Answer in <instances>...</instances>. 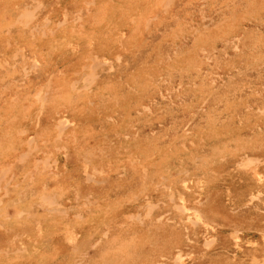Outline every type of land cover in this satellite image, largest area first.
I'll return each mask as SVG.
<instances>
[{"label":"rangeland","instance_id":"obj_1","mask_svg":"<svg viewBox=\"0 0 264 264\" xmlns=\"http://www.w3.org/2000/svg\"><path fill=\"white\" fill-rule=\"evenodd\" d=\"M83 1L45 2L50 27L62 21L65 12L72 16ZM93 1L91 15L84 16L89 33L86 29L83 34L74 31L77 26L70 19L55 38L37 33L32 39L13 22H9L10 33L0 32V61L7 60L16 70L10 77L8 66H0V163L6 160L12 164L11 174L27 183L25 170L39 161L36 179H46V193L67 209V215H60L42 212L39 207L37 212L51 220L43 223L45 235L38 240L32 223L26 225L21 220L19 227L7 222L8 231L0 232L3 247L7 250L9 235L25 230L30 233L21 234L27 255L1 254L0 264L142 263L150 258L153 244L164 236L186 235V231L170 224L159 225L157 231L153 224L140 227L131 216L142 201L133 200V195L143 188L146 172V193L159 197L166 193L157 187L161 176L169 171L170 177L177 179L181 168L188 169L191 178L212 177L214 183L205 193L213 196L210 212L223 230L217 249L204 254V233L190 229L192 239L186 243L192 261L250 264L256 257L263 262L264 178L259 183L261 201L242 206L240 199L258 184L248 166L239 168L238 163L246 155L264 157V0H174L166 12L160 7L164 0H141L133 8L127 0ZM18 2L0 0V26L7 16L1 11H12ZM38 20L42 26L44 18ZM7 38L12 46L22 49L26 62L35 54L41 63L27 82L21 80V64L12 62L13 55L5 49ZM90 49L104 61L113 62L112 68L104 64L89 91L82 90L81 81L80 91L73 92L66 86L68 78L88 61ZM48 78L54 80L59 111L65 110L74 124L69 135L59 141L45 135L53 129L47 122L49 115H55L53 109L41 115L40 128H34L39 106L34 101L35 89ZM30 138L36 139L38 148L24 161L17 160L19 152L27 150ZM255 165L264 172L263 162ZM94 169L104 173L94 174ZM50 171L56 172L55 180ZM87 175L95 181L87 180ZM28 191L24 201L41 203L42 190L37 184ZM19 196L12 193L4 213L13 214ZM43 207L48 206L44 203ZM70 227L84 255L75 253L64 240L63 230ZM106 227L109 240L92 247ZM234 227L242 230L237 244L230 236ZM94 230L97 238L90 241L89 233ZM135 230L139 242L133 246ZM112 240L124 245L128 253L114 252ZM34 244L39 246L33 249ZM106 254L104 263L101 256Z\"/></svg>","mask_w":264,"mask_h":264},{"label":"bare ground","instance_id":"obj_2","mask_svg":"<svg viewBox=\"0 0 264 264\" xmlns=\"http://www.w3.org/2000/svg\"><path fill=\"white\" fill-rule=\"evenodd\" d=\"M13 1L16 2L17 0H13ZM18 1L19 2L17 4L15 3L14 7L12 8V11H10V8H6V9L4 8L1 11L4 17L5 15H7L6 16L7 21L5 19H4L5 22L2 21L0 26V32H4V33L6 32L7 34L10 33L11 26L9 22H13V24L20 27V29L23 27L24 28L23 31H28L29 36L32 39L36 37L37 33L42 34L44 37L49 36L55 38L60 28L64 27L65 25H69V19L74 25L77 26L74 27V31L77 30L79 31L80 34H83V32L86 29L84 16L87 13L90 16L93 7L95 5V2L93 0L83 1L81 4L78 5L80 6V8H78V6L76 7L74 14L72 16H70L68 12H65L62 21L56 23V26L54 28H51L50 26L52 25V22L50 21V18L47 15L48 13L47 5L45 4V2H47L48 0H18ZM140 1L141 0H127L126 2L129 7L133 8V6L137 7L136 5L140 4L139 3ZM173 1L174 0H164L160 4L162 11L164 10L166 12V9L169 10L171 4L174 3ZM134 9L138 10L137 8ZM14 14L17 15L16 18L14 17L15 16ZM40 14L44 18L43 22H41L42 26H40L38 20V18L41 17ZM11 17L13 18L11 19ZM9 19H11V21H8ZM155 19H149L148 21L152 22ZM46 30H48L49 33H47ZM5 42H6L5 44L6 51L13 55L12 62H19L21 64V70H22L21 80L27 82L31 76L29 74L33 72L35 74L39 70V67H41V63L38 57L35 56V54H33V56L29 58L30 61L27 59L28 62H26L25 53L22 51V49H20V47L17 44L12 46L13 42L9 38H7ZM90 50L91 51L86 57L88 61L83 63L80 67L76 68L75 71L68 78L66 86L67 85L70 86L73 92L78 93V91H80L79 84L81 83V81L84 82V87L82 90L89 91L90 88L96 83V79L98 76L97 71L100 68L104 69L103 68L104 64L112 68L113 62L104 61L98 55H96L93 49ZM0 66L1 67L8 66L6 67L7 70L6 74L12 71L9 76L14 77L11 75H14L16 70L10 62H7V60L3 59L2 61H0ZM10 67L12 68V70L10 69ZM88 69H89V73H86ZM53 82L54 80L52 78H48L45 84L41 85V87L38 90L35 89L34 101L35 103H38L39 106L36 113V125L34 126V128L35 127L36 129L40 128L39 125L41 124V119H40L41 115H44L45 113L47 114L46 111L48 110L52 111L53 109L52 113L55 115L54 116L49 115L47 120L49 126L51 127L53 126V129L52 131L49 130L50 133L46 132L45 135H47L48 138L54 137V141H59L61 139H64V137L66 138L69 135V131L73 129L74 124L72 123V121L68 120V115L64 114L66 113L65 110L59 111V108L57 107L59 98L57 97V93H56L57 91H55L56 87L53 85ZM22 132H25V129H22ZM53 132L54 135H52ZM72 134L74 137L75 133ZM26 145L28 147L27 150L24 152H19L20 155L16 158L17 160L24 161V158L28 156V154L32 150L37 149L39 146L38 142L34 138H30L29 140H27ZM256 162H260V163L263 162L264 164V157L259 158V157H250L246 155L243 156L241 161L238 163L239 168L242 166L245 167L248 166L250 172L253 174L252 175L253 179L256 180L258 184L254 188H251L249 192L245 196H243L242 199H240V202L244 203L242 206L259 203L263 196L262 185H259V183H261L262 178H264V172L262 173L260 172V169L257 168V166L255 165ZM38 163L40 162L39 161L37 162L36 160L33 163L34 166L31 170L29 171L25 170L26 176L27 177L29 176L28 182L25 183V181L24 182L18 181V179H16L17 178L16 175L11 174V171L13 169L12 164L7 163L6 160L1 161L0 219L2 217L3 219L2 221H0V232L1 229L5 230L6 232L8 231V227L10 228V225L7 222L12 221L13 223L17 224V226L20 227V222L21 220H23V222L26 223V225L30 223L33 224L32 227H34V230L32 231V233L34 234V237H36V240H38L40 238H43L45 235L43 223L47 219L51 220L49 216L46 217L45 213L41 214L40 211H39L40 213L37 212L39 207L42 206L41 207L43 209L42 212L47 210L48 213L53 212L60 215H67V209L63 207L61 203L57 202L55 196L46 193V191L48 190L47 187L49 182L46 179L42 181L40 179L39 180L36 179L35 175L39 171ZM46 163L47 160L44 162V164ZM93 173L97 175H102L104 172L102 170L94 169ZM49 175H51L52 180H55V178H53V176H56L55 171H50ZM87 176H88L87 180L95 181L92 175H87ZM170 176L171 173L169 171L167 172V174H163L161 176V180L157 184V187H161L162 191L166 190L164 191L166 193H162L159 197L157 196L156 198H154L151 197L150 193L149 194L146 193V189H147L146 187L148 184L147 181L144 180L146 178V172L144 173L142 178L143 188L139 192L140 196L139 193L133 195V200L136 201L141 200L142 203L139 202L140 206L136 211L137 213L133 214V216L131 217H133L134 221H137L140 227H144L146 224L148 227L150 226V224L151 225L153 224V226L156 228L154 229L155 231L160 230L159 225H164V224L166 226L170 224L174 227L175 226L181 228L184 227L185 228L184 230L186 231V235L181 236L178 234H172L169 236H164L161 241L151 246L150 250L148 251V254L150 255L149 259L145 258V260H143L142 263L138 261H133V264H195V262L192 261L193 253L191 250L187 248L189 244L186 243V241H188L189 243L191 242L192 239L191 235L193 234H189V230L194 228L197 229L198 231L200 230L202 234L204 233L205 241L203 242V248L204 250H206L204 251V254H208L213 250L217 249L216 247L219 243V235L223 230L220 228V225L217 223L215 217L213 218V215L210 212L212 211V207H213V196L210 193L209 195H207L208 193L207 194L205 193L206 188L209 187L211 183L212 185L214 183V181H212V177H210V175H206L204 178L202 177L191 178L190 171L185 168H181L176 172V176L178 177L177 179H172L171 178L172 176L171 177ZM35 184L39 186L40 191L42 190V192L40 193L41 196L40 198H38L41 200L42 204L40 202H38V204H34L33 202L29 203V201L26 200L24 201V198H22L29 194L28 189ZM175 185L178 186L177 190L176 188L173 187ZM17 188H20L19 192L15 191ZM13 192H16L18 195H20L18 197L17 205L13 207L14 209L13 214L9 215L6 212L5 214L4 213V209H6L5 206H7L6 205L7 203L9 204V200H11L10 198L12 197ZM76 196H77L76 199H78L79 193H77ZM44 203H46L48 207H43ZM78 216L83 221L84 219L83 216L81 214H78ZM95 230L93 233H89L90 241L92 238L93 240L97 238L96 236L98 231ZM162 231H164V229ZM241 232L242 230L240 228L237 227L233 228L230 236L235 244H237ZM133 233H135V236H133V246H134V242L136 243L139 242L136 240L139 239V236H137L139 232L137 233V230H135L133 231ZM21 234L27 236L30 233L25 230H23L21 233L13 232L12 235H9V239L6 238V241L8 242L7 250L5 249V247H3V244L0 242V256L1 254H6V255L10 254V256L19 257V255L24 256L26 254L25 253L26 246H24V242L21 238ZM63 234H64L63 235L64 240L73 247L72 250L75 253L78 252L84 255L83 252L81 253L82 246L80 247L78 243L76 232L73 231V229L70 227V228H65L63 230ZM109 234H110L109 228L108 227L103 228L102 231L99 232V238L95 239L96 241L94 243H91V246L95 247L98 246L99 243H101L103 240H109V236H110ZM263 238H264V233H263ZM112 243L113 244L111 245H113L114 247L112 248L114 252L117 249L119 250L118 252L121 255H125L128 253V250L125 249L124 245L117 244L115 240H112ZM35 246H39V245L38 244L32 245L33 249H35ZM87 246L88 245H86V248ZM116 246L119 248H117ZM137 247L138 244L135 248ZM108 248L111 247L109 246ZM135 251L136 250H134V252ZM142 252L143 251H141V253ZM135 253L139 254L137 251ZM108 254L101 256L102 261L104 263H106ZM16 257H14V259ZM7 258L5 259L7 260ZM136 258L137 260H139V255H137ZM250 260L252 262L250 264H264V261L262 262L256 257H252ZM191 261L192 263H190ZM127 262L128 261L123 262V264H128ZM109 264H120V263H117L116 261H111Z\"/></svg>","mask_w":264,"mask_h":264}]
</instances>
